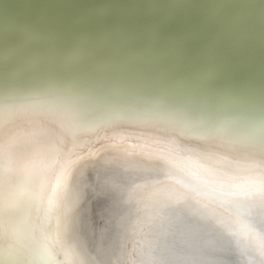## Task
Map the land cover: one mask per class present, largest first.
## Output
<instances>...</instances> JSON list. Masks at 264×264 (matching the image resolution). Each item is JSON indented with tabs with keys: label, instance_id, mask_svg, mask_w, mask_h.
<instances>
[{
	"label": "bare ground",
	"instance_id": "obj_1",
	"mask_svg": "<svg viewBox=\"0 0 264 264\" xmlns=\"http://www.w3.org/2000/svg\"><path fill=\"white\" fill-rule=\"evenodd\" d=\"M49 104L84 125L81 154L100 151L68 173L75 202L62 191L63 158L47 162L44 208L30 220L27 174L0 173V264H77L81 249L83 264H117L121 249L126 264L162 254L172 264H264V235L247 231L250 198L201 202L193 193L164 208L181 186L163 161H147L180 130L182 146L214 152L241 182L249 158L264 156V0H0V119L14 114L23 126ZM187 155L176 163L195 172ZM101 168L119 189L94 200ZM10 183L21 196L5 221Z\"/></svg>",
	"mask_w": 264,
	"mask_h": 264
},
{
	"label": "snow or ice",
	"instance_id": "obj_2",
	"mask_svg": "<svg viewBox=\"0 0 264 264\" xmlns=\"http://www.w3.org/2000/svg\"><path fill=\"white\" fill-rule=\"evenodd\" d=\"M25 123L22 126L16 122L17 116L6 114L0 119V173L8 177L21 171L28 176V187L26 191L30 195L32 207L27 213L29 220L33 215H39L45 204V173L47 162L63 158L61 163V173L63 177L62 191L69 192V198L75 202L79 198V192H73L68 188L67 176L73 165L79 161H89L93 156L99 154L100 150H92L86 153L79 152L77 143L78 137L82 132L84 125L72 116L66 109L57 105H40L29 111L24 117ZM185 135L180 130L179 133H173L175 137L169 140V151L167 152H149L147 161H163V167H167V175L174 180L180 188H173L168 192V200L163 205L164 208L179 206L182 201L192 199V194L203 200L232 201L240 197L251 199L252 204L248 210L249 226L247 231L254 227H259L261 234L264 235V156L260 158L250 157L251 163L247 166L250 175L241 182L240 179L219 166L218 162L222 159L216 156L214 152L205 150L200 153L182 146L179 141L181 135ZM104 139H108L107 136ZM102 147H107L104 145ZM181 153H187L183 158L188 160L196 168H179L176 159L180 158ZM203 161L204 163H196ZM108 163V162H105ZM87 166V165H85ZM95 167V166H93ZM179 168V171L176 169ZM104 168L96 169L93 199H107L110 194L119 189V185L112 183L106 176L102 179L101 172ZM123 169L122 172H126ZM115 174H121L114 171ZM195 180V183L193 182ZM161 183V182H157ZM89 185H83L87 188ZM182 189V190H181ZM256 193L260 198L256 200ZM21 196V189L16 184H9L8 191L3 205L5 221H11L18 213L19 207L16 201ZM48 206L51 207L52 199L48 198ZM91 203V202H89ZM260 209L259 217L252 210ZM107 209H102L104 212ZM222 228L230 229L231 225L226 222H219ZM42 227V225H39ZM11 249L13 244H9ZM261 256H264V243H261L259 249ZM67 259L68 253H65ZM83 249L80 252H73L72 256L77 258V264H83L79 257L83 256ZM49 260H55V257L49 254ZM117 264H126L124 252L121 249L120 256L117 257ZM155 264H172L162 254ZM181 264H220V262L209 258L186 259Z\"/></svg>",
	"mask_w": 264,
	"mask_h": 264
}]
</instances>
